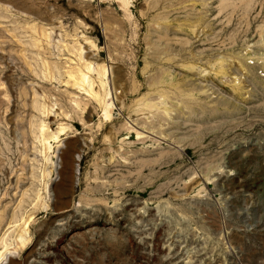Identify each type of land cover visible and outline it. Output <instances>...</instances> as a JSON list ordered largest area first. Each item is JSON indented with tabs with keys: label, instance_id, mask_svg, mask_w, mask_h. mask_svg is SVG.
<instances>
[{
	"label": "rangeland",
	"instance_id": "374dc122",
	"mask_svg": "<svg viewBox=\"0 0 264 264\" xmlns=\"http://www.w3.org/2000/svg\"><path fill=\"white\" fill-rule=\"evenodd\" d=\"M0 238L2 264H264V0H0Z\"/></svg>",
	"mask_w": 264,
	"mask_h": 264
},
{
	"label": "bare ground",
	"instance_id": "6f19581e",
	"mask_svg": "<svg viewBox=\"0 0 264 264\" xmlns=\"http://www.w3.org/2000/svg\"><path fill=\"white\" fill-rule=\"evenodd\" d=\"M102 66V65H101ZM105 67V66H104ZM104 67H100V68H102V69H98V70H101V75H104V71H105V68ZM117 67V66H116ZM115 67V68H116ZM88 69H89V67H88ZM113 69V68H112ZM117 70V69H116ZM113 71H115V70H113ZM119 71V70H118ZM116 75H118V74H116ZM71 76V75H70ZM74 76V75H73ZM115 76V75H114ZM120 76V75H119ZM163 76V75H162ZM85 72H79V76H78V80L76 79V84L77 85H79V86H83L84 85V81H85ZM165 77V76H164ZM155 78V77H154ZM161 78V77H160ZM74 79V78H73ZM159 79V78H158ZM75 80V79H74ZM155 81V80H154ZM155 82H157V79H156V81ZM121 84V83H120ZM75 85V84H74ZM122 85V84H121ZM158 85V84H157ZM160 85V84H159ZM118 86V85H117ZM90 92V94H91V97L94 99V101L98 104H101V102H100V99L98 98V96L96 95V93H94L93 91H89ZM107 93V92H106ZM105 93V95H107ZM156 98V97H155ZM151 100V99H150ZM154 100V99H153ZM149 101V100H148ZM103 103V116H104V118H109V116H110V114H109V110H108V107L110 106L109 105V103L106 101L105 103L104 102H102ZM147 103H149V102H147ZM162 103V102H161ZM141 104V103H140ZM185 104V103H184ZM102 105V104H101ZM138 105V104H137ZM141 105H143V104H141ZM187 104H185V106H186ZM138 106H140V105H138ZM145 106H149V105H145ZM151 106H154L153 104L151 105ZM156 106H159V103L157 104V105H155L154 106V108L156 107ZM146 107V108H147ZM164 107V106H163ZM162 107V108H163ZM190 107V106H189ZM139 108V107H138ZM144 108V107H143ZM143 108H141V109H143ZM193 108H194V106H193ZM141 109H139V110H141ZM150 109V108H149ZM152 109V108H151ZM157 109V108H156ZM165 109V108H164ZM190 109V108H189ZM144 110H146V109H143V110H141V111H144ZM148 110V109H147ZM159 111H160V109H158ZM157 110V111H158ZM166 111H167V109H166ZM137 112H139V111H137ZM164 112V111H163ZM163 112H161V115H163L164 113ZM168 112V111H167ZM163 113V114H162ZM160 114V112L158 113V115ZM166 115V114H165ZM162 117H164V115L162 116ZM159 118H161V117H159ZM161 119H163V118H161ZM165 119V118H164ZM145 120V119H144ZM156 121V120H155ZM154 121V122H155ZM145 122V121H144ZM143 122V123H144ZM152 122V121H151ZM159 121H157V123H158ZM161 123L163 122V120L162 121H160ZM149 123V122H148ZM156 123V122H155ZM140 124V123H139ZM145 124V123H144ZM160 124V123H159ZM161 126H162V124H160ZM159 125V126H160ZM144 126V125H143ZM147 126V125H146ZM151 126H152V123H151ZM150 126V127H151ZM160 126V127H161ZM133 127V126H132ZM158 127V126H157ZM156 127V128H157ZM58 128V127H57ZM154 128V130H155V127H153ZM159 128V127H158ZM157 128V129H158ZM65 130V126H60L58 129H56V130H52V131H48V126L46 125V124H42L41 123V126H40V131H41V137H42V141H44V142H47L48 141V139H52V140H56V139H58V137H59V135L61 134V132L62 131H64ZM128 130V129H127ZM159 130V129H158ZM162 131V130H161ZM66 132H64V133H62V134H65ZM139 132H137V134H138ZM157 133H159V132H157ZM162 133V132H161ZM164 134V133H163ZM166 135V134H165ZM77 139V138H76ZM75 139V140H76ZM72 140H70V139H68L67 141H66V144H69L70 142H71ZM74 141V140H73ZM72 143V142H71ZM75 142H73V144H74ZM98 143V142H97ZM72 145V144H71ZM93 146V145H92ZM91 146V147H92ZM73 147V146H72ZM58 156H59V158H60V160H61V162L63 163V165L62 166H64L63 168H65L66 166H69V163H71V154H70V151L69 150H67V149H65V150H63V149H61L59 152H58ZM61 172V171H60ZM3 174H4V178L7 180V181H9V179L10 178H8V176H7V172L4 170L3 171ZM218 175H220V173L218 174ZM224 175V174H223ZM222 175V176H223ZM218 177V176H217ZM2 180H4V179H2ZM17 182H19V179H17L16 180ZM32 204H34V203H32ZM32 208H33V206H32ZM32 216H31V214L30 213H28V214H26L25 215V217H22V223H21V225L20 226H22V232L23 231H25V230H27L28 229V226H29V224H30V220L32 219L31 218ZM7 226H19V225H17L16 223H14L13 221H10L9 223H8V225ZM21 235L22 234H17V235H15V241H16V243H19V245H25V242H26V240L25 239H23L22 237H21ZM3 237V236H2ZM4 239V238H3ZM2 239L0 238V244H2V246H0V264H2L3 262H5L6 260H8L11 256H13L12 254H13V252H11L10 251V248L7 246V244H6V242L5 241H1Z\"/></svg>",
	"mask_w": 264,
	"mask_h": 264
}]
</instances>
